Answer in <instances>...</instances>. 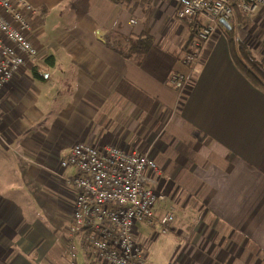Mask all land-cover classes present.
I'll return each instance as SVG.
<instances>
[{
    "label": "crops",
    "instance_id": "crops-1",
    "mask_svg": "<svg viewBox=\"0 0 264 264\" xmlns=\"http://www.w3.org/2000/svg\"><path fill=\"white\" fill-rule=\"evenodd\" d=\"M27 1L40 55L1 92L0 264H69L76 191L62 177L76 171L60 163L76 141L153 157L166 195L157 214L174 220L167 234L135 223L144 264H264V89L220 27L190 71L191 27L174 0ZM141 32L153 38L141 63L112 48L113 36ZM248 44L264 65V43ZM172 71L192 73L182 94L166 83ZM45 212L60 214L58 236ZM74 264L107 263L78 249Z\"/></svg>",
    "mask_w": 264,
    "mask_h": 264
},
{
    "label": "built area",
    "instance_id": "built-area-1",
    "mask_svg": "<svg viewBox=\"0 0 264 264\" xmlns=\"http://www.w3.org/2000/svg\"><path fill=\"white\" fill-rule=\"evenodd\" d=\"M176 14L187 19L195 38L183 62L193 70L198 56L220 19L236 21L235 8L245 15L264 9V0H174ZM37 8L27 0H0V101L4 86L15 73L40 55L36 42ZM135 19H130L134 24ZM172 71L166 83L180 94L191 81V72ZM61 166H72L76 174L62 177L76 194L68 229L69 264L78 249L107 264H144L143 247L134 239V225L143 221L167 234L173 211L158 210L166 200L154 188L160 170L148 152L127 151L115 145L97 148L76 141ZM78 241V243H77Z\"/></svg>",
    "mask_w": 264,
    "mask_h": 264
},
{
    "label": "trees",
    "instance_id": "trees-1",
    "mask_svg": "<svg viewBox=\"0 0 264 264\" xmlns=\"http://www.w3.org/2000/svg\"><path fill=\"white\" fill-rule=\"evenodd\" d=\"M33 5V4H32ZM35 6V5H34ZM37 8V7H36ZM236 13V22L238 25H246L249 22V17L242 13L239 9L235 8ZM251 22V21H250ZM187 23V22H186ZM231 29H225L220 25V29L227 36L228 42L232 47V51L234 54V59L236 64L240 67L241 71L245 74V76L257 87L264 89V65L255 56L251 53L249 47L245 44H238L235 38V23H229ZM187 26L191 27L190 35L187 38V41L183 45L181 52L188 51L189 46L192 40L195 38L194 29L187 23ZM113 45L112 48L116 50L121 55L132 59L136 64L141 63L144 56L148 52L150 46L153 43V38L146 32H141L137 35L132 36H122L115 35L112 37ZM46 62L49 65L53 64V60L51 56H48ZM37 66H34L33 74L37 79L43 78L36 70Z\"/></svg>",
    "mask_w": 264,
    "mask_h": 264
},
{
    "label": "rangeland",
    "instance_id": "rangeland-1",
    "mask_svg": "<svg viewBox=\"0 0 264 264\" xmlns=\"http://www.w3.org/2000/svg\"><path fill=\"white\" fill-rule=\"evenodd\" d=\"M255 11L254 13H256ZM253 13V14H254ZM250 18L252 19V22H250ZM249 18V22L244 26L243 24L238 25V22H234L236 26V32H238L239 35L235 36L236 42L239 44H245L249 45L248 43H253V41H257V43L263 44L264 39V11L258 12L256 15ZM243 34V36H242ZM140 152H147V151H140ZM9 183H11V178H9ZM17 183V181H15ZM51 199L54 200L52 197ZM42 217V220H44L47 224L52 225L53 229L56 231V234L58 236V232H61L63 229V224H60V214L58 213H48L45 212L44 214H40ZM32 215H26V217H31ZM52 224H51V223ZM53 231V230H52ZM68 232V231H67ZM57 245V244H56ZM57 246L52 250V253L56 250ZM69 260L70 255L68 253ZM146 257V255H145ZM76 261V260H75Z\"/></svg>",
    "mask_w": 264,
    "mask_h": 264
},
{
    "label": "water",
    "instance_id": "water-1",
    "mask_svg": "<svg viewBox=\"0 0 264 264\" xmlns=\"http://www.w3.org/2000/svg\"><path fill=\"white\" fill-rule=\"evenodd\" d=\"M220 25H222L223 28L225 29H231V26L229 24L228 21H226L225 19H220Z\"/></svg>",
    "mask_w": 264,
    "mask_h": 264
}]
</instances>
